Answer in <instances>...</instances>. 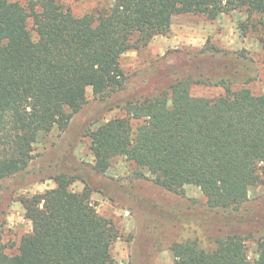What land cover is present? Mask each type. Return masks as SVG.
Masks as SVG:
<instances>
[{
	"label": "trees",
	"instance_id": "16d2710c",
	"mask_svg": "<svg viewBox=\"0 0 264 264\" xmlns=\"http://www.w3.org/2000/svg\"><path fill=\"white\" fill-rule=\"evenodd\" d=\"M241 8L264 19V0H113L82 16L56 0H33L30 8L0 0V183L29 166L41 133L68 128L89 87L103 102L124 90L122 54L167 34L174 15L215 19ZM193 83L192 76L179 78L153 96L127 101L125 115L89 127L91 172L101 177L114 157L126 155L168 191L200 187L211 209L244 203L264 180V93L225 83L217 97L196 96ZM74 171L54 174V187L20 199L32 230L16 253L0 250V264H121L111 252L120 231L91 200L101 189L87 183L74 191L76 179L87 182L81 165ZM172 249L175 264H264V236L254 259L239 233L217 238L211 250L195 240Z\"/></svg>",
	"mask_w": 264,
	"mask_h": 264
},
{
	"label": "rangeland",
	"instance_id": "374dc122",
	"mask_svg": "<svg viewBox=\"0 0 264 264\" xmlns=\"http://www.w3.org/2000/svg\"><path fill=\"white\" fill-rule=\"evenodd\" d=\"M10 1L28 8L33 3ZM56 1L76 16L113 2ZM35 7L41 10L40 4ZM28 27L37 37L32 18ZM263 40L264 19L255 13L250 16L245 8L223 12L215 19L203 13H182L173 16L167 34L157 35L142 49L122 54L121 66L127 75L125 89L103 102L94 97L89 87L84 106L68 128L61 131L55 126L41 133L29 166L1 181L0 250L16 253L20 238L32 230L20 199L54 187L51 176L61 171L74 173L78 164L84 169L81 173L87 182L78 178L71 188L82 191L90 183L101 189H94L91 200L120 231L111 249L117 262L175 264L173 243L195 240L201 248L211 250L217 238L231 233L243 235L248 256L254 259L258 241L264 236V180L251 188L248 199L239 207L211 209L200 187L188 184L183 193L168 191L155 183L148 168L126 155L114 157L107 172L95 176L91 172L94 155L86 130L125 115L122 106L127 101L153 96L187 76L194 80L191 92L196 96L217 97L225 92V83H230L232 89L248 87L255 95L263 94ZM138 122L133 120L134 127Z\"/></svg>",
	"mask_w": 264,
	"mask_h": 264
}]
</instances>
